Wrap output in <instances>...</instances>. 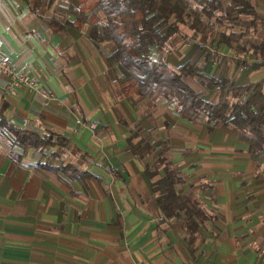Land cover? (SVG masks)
Returning a JSON list of instances; mask_svg holds the SVG:
<instances>
[{"label": "crops", "instance_id": "obj_1", "mask_svg": "<svg viewBox=\"0 0 264 264\" xmlns=\"http://www.w3.org/2000/svg\"><path fill=\"white\" fill-rule=\"evenodd\" d=\"M61 1L35 11L29 0H0V52L56 96L25 86L6 91L0 77V111L21 127L67 135L91 158L22 147L0 126V264H264L263 159L251 158L230 125L183 118L160 92L123 95L106 57L111 42L90 38L87 24L65 31L49 24L52 15L71 16L67 1L54 12ZM252 2L264 36V0ZM200 44L207 46L202 37L168 45L165 59L195 61ZM231 49H212L202 73L238 84L264 77V64H237ZM150 56L159 60L162 51ZM185 80L202 90L198 77ZM168 160L179 171L176 188L203 209L192 235L164 217L151 188ZM146 164L157 171L151 177Z\"/></svg>", "mask_w": 264, "mask_h": 264}, {"label": "trees", "instance_id": "obj_2", "mask_svg": "<svg viewBox=\"0 0 264 264\" xmlns=\"http://www.w3.org/2000/svg\"><path fill=\"white\" fill-rule=\"evenodd\" d=\"M54 1L29 0V4L36 11L42 4L50 5ZM66 1L71 16L52 15L49 24L58 31H65L67 26L80 29L87 24L90 38L111 42L114 48L106 57L123 95L151 97L160 92L175 102L176 110L183 118L194 120L204 116L208 128L218 123L230 125L238 139L247 144L251 158L263 159L264 165V77L238 84L225 76L204 75L203 62L214 56L205 44L199 45L201 54L195 61L187 60L172 66L165 59L170 50L168 41L180 32V24L200 32L218 22L223 28L215 31L214 49L219 46L235 49L237 64L251 68L263 65L264 36L257 39L252 35L261 17L252 0ZM155 48L162 51L159 60L150 56V51ZM186 76L198 77L202 90H195L185 80ZM211 89L219 90L216 99L203 98V93ZM0 126L6 127L14 142L22 147L59 146L91 158L67 135L55 130L41 133L21 127L7 120L2 111ZM163 158L159 154L155 162H162ZM41 165L52 170L67 166ZM144 172L151 177L157 171L150 170L146 164ZM179 178V171L168 160L163 165L162 176L151 181V188L164 217L180 222L192 235L204 213L196 199H190L176 188Z\"/></svg>", "mask_w": 264, "mask_h": 264}, {"label": "built area", "instance_id": "obj_3", "mask_svg": "<svg viewBox=\"0 0 264 264\" xmlns=\"http://www.w3.org/2000/svg\"><path fill=\"white\" fill-rule=\"evenodd\" d=\"M28 70L17 69L10 55L0 52V77L5 81L4 89L6 91L25 86L31 90L40 91L46 98L56 99V96L49 90L40 88L36 81L30 77Z\"/></svg>", "mask_w": 264, "mask_h": 264}, {"label": "rangeland", "instance_id": "obj_4", "mask_svg": "<svg viewBox=\"0 0 264 264\" xmlns=\"http://www.w3.org/2000/svg\"><path fill=\"white\" fill-rule=\"evenodd\" d=\"M75 2V1H74ZM61 3V4H60ZM66 4V0H63L61 2H57L56 5L53 6L54 12H63V6ZM89 26V25H88ZM180 32L174 35L170 40L168 41V45L173 47L176 46L179 43H184L187 40H199V37H202L207 44V47H210L214 49V35L216 29L223 28L221 24L218 22L212 25L210 28H204L203 31H194L192 28L188 27L187 24H180ZM257 30H252V35L256 37L257 39H260L263 37V30L261 28L260 20L256 23ZM232 50V51H231ZM229 52H231L233 55H237L238 52L235 49H231Z\"/></svg>", "mask_w": 264, "mask_h": 264}]
</instances>
